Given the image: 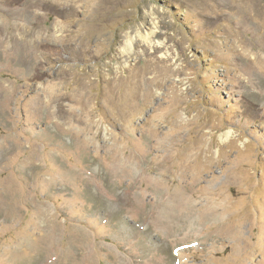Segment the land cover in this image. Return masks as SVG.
Here are the masks:
<instances>
[{
  "label": "rangeland",
  "instance_id": "374dc122",
  "mask_svg": "<svg viewBox=\"0 0 264 264\" xmlns=\"http://www.w3.org/2000/svg\"><path fill=\"white\" fill-rule=\"evenodd\" d=\"M0 264H264V0H0Z\"/></svg>",
  "mask_w": 264,
  "mask_h": 264
},
{
  "label": "bare ground",
  "instance_id": "6f19581e",
  "mask_svg": "<svg viewBox=\"0 0 264 264\" xmlns=\"http://www.w3.org/2000/svg\"><path fill=\"white\" fill-rule=\"evenodd\" d=\"M146 40H147V38H146ZM132 41H133V38H129V41H128V47H129V45L131 46V44H132ZM126 49V48H125ZM224 134V133H223ZM230 134H231V132H227L226 134H224L227 138L230 136ZM222 138V137H221ZM226 138V139H227Z\"/></svg>",
  "mask_w": 264,
  "mask_h": 264
}]
</instances>
